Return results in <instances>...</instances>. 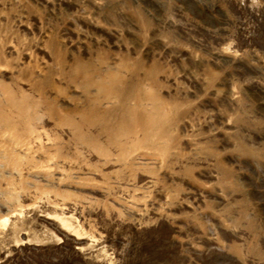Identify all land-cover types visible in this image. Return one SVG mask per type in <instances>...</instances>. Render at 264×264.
<instances>
[{"label": "rangeland", "instance_id": "rangeland-1", "mask_svg": "<svg viewBox=\"0 0 264 264\" xmlns=\"http://www.w3.org/2000/svg\"><path fill=\"white\" fill-rule=\"evenodd\" d=\"M0 264H264V0H0Z\"/></svg>", "mask_w": 264, "mask_h": 264}]
</instances>
